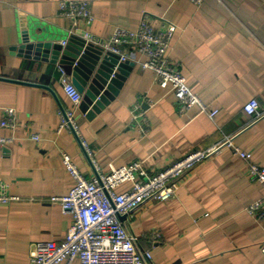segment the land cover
<instances>
[{"label":"crops","instance_id":"0c3cea01","mask_svg":"<svg viewBox=\"0 0 264 264\" xmlns=\"http://www.w3.org/2000/svg\"><path fill=\"white\" fill-rule=\"evenodd\" d=\"M61 1L0 0V124L5 108L17 113L14 130L0 125V137H14L0 146V183L19 198L0 205V264H31L37 243L65 240L72 216L51 201L74 186L63 154L87 179L97 174L78 137L104 174L138 161L157 173L226 136L264 166V117L254 121L244 111L252 99L264 111V0H74L90 3V24L60 17ZM144 19L158 30L177 27L171 61L205 105L219 111L216 121L197 108L180 113L172 89L158 85L137 53L115 100L88 119L65 95L59 65L13 51L33 35L63 44L84 32L106 43L117 27L135 28ZM136 105L145 113L143 132L133 122ZM71 109L78 137L60 129L62 111ZM262 195L247 165L225 147L180 179L175 198L145 202L127 226L153 252L154 264H264V225L247 211Z\"/></svg>","mask_w":264,"mask_h":264},{"label":"built area","instance_id":"2783aa9c","mask_svg":"<svg viewBox=\"0 0 264 264\" xmlns=\"http://www.w3.org/2000/svg\"><path fill=\"white\" fill-rule=\"evenodd\" d=\"M189 1L197 5L203 3V0ZM58 14L73 23L85 20L90 24L95 19L90 3L86 1L63 0L59 4ZM176 29L173 23H168L158 30L144 19L135 28L117 27L104 46L119 55L121 62L132 59L134 53L143 56L145 60L141 62L142 67L155 73L160 87L172 89L180 113L185 114L197 108L199 114H205L216 121L219 111L205 105L189 87L187 77L171 61V40ZM66 43L63 42V45ZM125 49L131 52L126 53ZM59 72L65 95L76 108L79 107L83 94L63 67L59 66ZM244 111L254 121L264 117L257 99L250 100L244 106ZM4 114L1 127L14 130L17 125L16 110L7 107ZM144 116L141 106L136 105L132 118L142 132L145 131L142 125ZM64 128H70L78 135L75 109L64 113L62 111L60 129ZM33 140L40 141V137L35 135ZM13 141V136L0 137V146ZM82 144L91 157L97 174L92 179H87L72 157L67 153L63 154L64 167L74 181V186L68 195L53 196L51 201L60 204L62 211L72 216L73 222L62 243H37L31 252V264H154L153 252L140 246L138 237L127 226V219L147 201L167 202L175 198L180 179L225 147L234 150L247 165L251 181L262 187L263 195L247 211L264 225V166L254 161L252 153L238 148L234 144V136H226L208 149L190 153L157 173H151L144 161H138L121 168L112 167L108 174H104L93 160L87 143L82 141ZM121 187L124 189L120 190ZM17 200L18 197L9 193L8 186L0 183V205H9ZM262 251L264 253V246Z\"/></svg>","mask_w":264,"mask_h":264},{"label":"water","instance_id":"95a60500","mask_svg":"<svg viewBox=\"0 0 264 264\" xmlns=\"http://www.w3.org/2000/svg\"><path fill=\"white\" fill-rule=\"evenodd\" d=\"M104 45V41L78 32L70 37L66 45L54 41L51 36H29L13 51L28 58L50 60L63 67L69 76H73V84L83 94L80 111L91 119L115 100L126 80V71L134 65L128 61L121 62V57Z\"/></svg>","mask_w":264,"mask_h":264}]
</instances>
